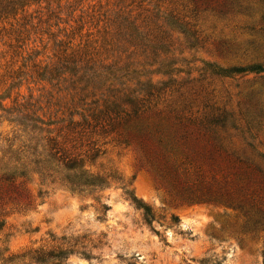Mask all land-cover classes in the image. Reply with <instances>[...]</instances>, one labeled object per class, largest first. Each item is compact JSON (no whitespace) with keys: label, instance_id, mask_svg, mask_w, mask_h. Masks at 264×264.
<instances>
[{"label":"rangeland","instance_id":"obj_1","mask_svg":"<svg viewBox=\"0 0 264 264\" xmlns=\"http://www.w3.org/2000/svg\"><path fill=\"white\" fill-rule=\"evenodd\" d=\"M166 14L189 23L198 45L190 48L167 29L161 18ZM9 15L0 17V151L19 135L7 121L10 115L34 113L59 127L87 107L80 105L82 97L90 105L112 100L126 87L142 93L136 84L150 79L161 87L149 101L153 114L225 119L215 129L216 140L188 126L187 151L195 161L212 163L231 177L238 157L262 162L264 73L220 78L207 65L264 63V0H239L225 15L196 11L191 0H42ZM129 24L146 35L145 44L132 41ZM65 67L99 73L112 68L117 79L91 96L72 84L79 76L65 73ZM94 140L104 155L93 171L129 184L154 213L152 229L126 201L121 181L99 201L63 191L39 200L29 186L35 200L27 209L0 200L4 258L77 243L93 259L70 256L64 264H264V231L245 225L239 211L183 202L173 187L140 167L134 149L110 137Z\"/></svg>","mask_w":264,"mask_h":264},{"label":"trees","instance_id":"obj_2","mask_svg":"<svg viewBox=\"0 0 264 264\" xmlns=\"http://www.w3.org/2000/svg\"><path fill=\"white\" fill-rule=\"evenodd\" d=\"M40 1L42 0H0V17L10 16L9 14H15ZM191 1L196 11H211L220 15L231 13L239 3V0ZM161 18L166 28L182 35L190 48L198 45L196 32L190 29L189 23L172 14L162 15ZM127 28L132 41L143 44L147 42L146 35L133 24H129ZM262 59L264 61V56ZM259 60L261 59L252 60L245 66L225 69L213 65L207 67L214 76L220 78L258 75L264 73V63ZM111 69L106 68V73H99L89 67H65L64 72L79 76L72 84L81 93L94 96L95 90L106 87L111 79H117ZM80 71H84L83 74L79 75ZM120 71L117 70L116 73ZM136 85L143 87L139 89L143 93L142 98L139 97L142 93L128 87L121 92L115 91L112 100H103L101 103L95 101L86 105L82 103V97L79 100L80 105L87 107L81 113L73 114L79 120H74L71 115L68 121H60L59 127L52 128L56 122L44 121L34 113L17 112L16 115H10L7 121L19 129V135L0 151V200L5 198L8 202L17 203L16 205L27 209L35 200L29 190V186H32L36 190V199L39 200L51 192L63 191L72 196L99 201L101 193L121 181L114 174L93 171L98 159L104 155L98 147V140L94 139L110 137L117 143L134 149L140 167L155 174L158 180L163 181V185L165 183L173 187L183 202L226 205L241 213L245 225L264 231V153L259 154L262 159L259 164L238 157L234 162L236 172L233 177L205 160L195 161L192 156L195 153L187 151L192 135L188 126L193 125L195 132L202 131L205 136L216 140L215 129L223 126L225 119L155 115L149 101L156 93L160 94L161 87L150 79ZM88 90L91 91L87 92ZM129 187V184L125 185L121 181V190L126 201L136 211L141 212L143 223L152 229L154 213L135 198ZM172 220L177 222L175 218ZM80 249L84 250V247L77 243L66 247L61 244L50 249L40 247L6 258L3 255L7 250H4L0 252V262L64 264L70 256H78L88 261L93 259Z\"/></svg>","mask_w":264,"mask_h":264}]
</instances>
